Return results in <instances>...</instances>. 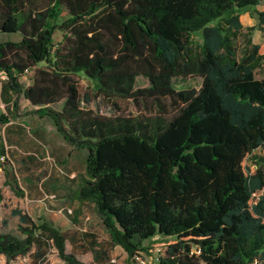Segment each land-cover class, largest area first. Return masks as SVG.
I'll use <instances>...</instances> for the list:
<instances>
[{
    "label": "trees",
    "instance_id": "obj_1",
    "mask_svg": "<svg viewBox=\"0 0 264 264\" xmlns=\"http://www.w3.org/2000/svg\"><path fill=\"white\" fill-rule=\"evenodd\" d=\"M262 2L0 0V35L21 37L0 43L2 102L23 98L65 142L88 152L77 198L94 205L110 236L108 243L70 234L19 212L21 237L0 232L6 264L26 257L43 264L51 250L65 264H84L68 243L96 264H112L116 247L135 262L155 237L175 239L159 264H264V194L251 203L264 190V156L254 155L264 148V72L256 78L264 54L252 38L264 32V11L255 27L241 22ZM32 70L30 85L20 82ZM79 74L96 87L82 92ZM189 77L202 79L200 90L177 91L174 80ZM98 100L116 108L128 101L140 114L107 117L82 107ZM9 122L0 116L3 157ZM247 156L254 173L243 168ZM4 171L5 184L21 193Z\"/></svg>",
    "mask_w": 264,
    "mask_h": 264
},
{
    "label": "rangeland",
    "instance_id": "obj_2",
    "mask_svg": "<svg viewBox=\"0 0 264 264\" xmlns=\"http://www.w3.org/2000/svg\"><path fill=\"white\" fill-rule=\"evenodd\" d=\"M241 22L245 29L250 28L247 20L254 19L257 25L256 15L264 11V2L254 8L247 9ZM69 18L67 12H63L55 22L57 29L54 34V44L58 46L63 40V33L58 29L65 20ZM253 43L260 47V53L264 54V32L255 30L252 35ZM20 35H3L0 43L5 41H20ZM239 53L244 50V42H238ZM43 66V65H40ZM264 66L256 71V78L263 77ZM34 71L28 72L20 78V82L30 84ZM81 81V91L88 87H96V84L82 74L78 75ZM6 79H2L4 81ZM177 91L200 90L202 79L200 77H189L174 80ZM139 87H146L145 80L138 81ZM10 96L11 102L7 105L2 102L0 83V116L7 115L13 124H6L2 128L5 137L7 156L0 155V232L21 237L19 227L21 225L19 212L28 214L33 220L39 218L51 219L59 226L73 232H89L98 240L110 242L101 219L94 210L91 203L81 204L77 198L78 186L81 178L85 176V160L88 152L79 150L67 142L57 133L50 119H41L35 110L27 106L23 98ZM6 98H9L6 96ZM63 103L55 105L56 110H61ZM118 108L109 105L102 100L83 104L86 110H92L101 116H138L140 112L128 101H117ZM255 156H264V148L257 150ZM246 173H254L257 166L252 156H247L243 162ZM6 170L11 175L10 180L16 179L21 190L14 191L11 186L6 185ZM10 183V182H9ZM175 239L155 237L146 241L144 246L149 248L148 254H143L148 264H158L156 259L160 258L167 246L173 244ZM106 249H108L106 247ZM68 253H76L84 264H96L92 253H79L74 251L70 243L67 245ZM112 264H136L128 260L127 254L120 247L114 248L109 254ZM115 261L114 263L112 261ZM0 264H6L4 257H0ZM11 264H32V259L26 257ZM43 264H65L51 250Z\"/></svg>",
    "mask_w": 264,
    "mask_h": 264
},
{
    "label": "built area",
    "instance_id": "obj_3",
    "mask_svg": "<svg viewBox=\"0 0 264 264\" xmlns=\"http://www.w3.org/2000/svg\"><path fill=\"white\" fill-rule=\"evenodd\" d=\"M2 79H6V77L4 75H1L0 74V81H2ZM264 194V190H261V191H258L256 193H254L252 195V204H256L257 201L260 199V197ZM192 253H195V254H199V251L197 250H193ZM159 259H156V262H158L159 264ZM113 263L115 262L114 260L112 261ZM135 263L136 264H148V261L146 260L145 256L141 255V256H138L135 258Z\"/></svg>",
    "mask_w": 264,
    "mask_h": 264
},
{
    "label": "crops",
    "instance_id": "obj_4",
    "mask_svg": "<svg viewBox=\"0 0 264 264\" xmlns=\"http://www.w3.org/2000/svg\"><path fill=\"white\" fill-rule=\"evenodd\" d=\"M246 13H247V12H246ZM243 16H245V13H243V14L241 15V18H243ZM247 23H248V25L251 26V27H253V26L255 25L254 19H251V18H249V19L247 20ZM1 36H2V35H0V37H1ZM28 85H30V84H28ZM23 100H24V99H23ZM24 102L26 103L27 106H30L32 109L37 110V108L31 106V104H30L28 101L24 100ZM44 119H45V118H44ZM13 123H14V122L10 121L8 124H13ZM52 125H53V127H54V124H52ZM48 220L52 221V222L54 223L55 226L60 227L63 231H68V230H65L63 227L59 226L58 224H56V222H55L54 220H51V219H48Z\"/></svg>",
    "mask_w": 264,
    "mask_h": 264
}]
</instances>
